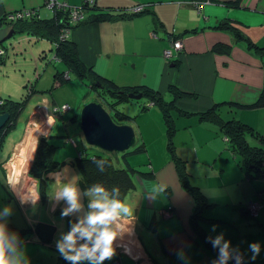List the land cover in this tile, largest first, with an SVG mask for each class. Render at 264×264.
<instances>
[{
    "label": "crops",
    "instance_id": "1",
    "mask_svg": "<svg viewBox=\"0 0 264 264\" xmlns=\"http://www.w3.org/2000/svg\"><path fill=\"white\" fill-rule=\"evenodd\" d=\"M44 1L0 0V27L5 25L8 15L18 11L32 10L39 18L47 15L43 12L47 8ZM60 1L76 7L82 0ZM95 3L102 12L106 5L109 6L113 17L92 22H84V17L67 30L78 58L85 67H92L98 75L121 87H135L138 91L134 92L151 89L163 98L166 109L171 111L172 148L167 144L169 131L161 107L148 95L143 93L147 96V104L141 105L142 109L136 108L137 113L131 119L136 122L137 133L141 136L136 141L145 143L143 129L156 127L157 134L162 136L160 141L165 142L171 151L159 149V145L152 154L148 153L145 160L148 170L137 168L139 164L131 159L133 154L128 155L131 165L137 168L132 171L135 187L121 199H126L135 212V216L127 221L133 236L127 245L135 255L127 253L124 244L117 243L114 244L115 259L110 263L212 264L218 258V250L212 247L208 238L223 234L224 239L243 255L242 264H264V201L259 205L257 217H252L245 207L242 208L249 200L264 199V191L260 189V186L264 188V175L256 179L250 177L230 149L224 146L222 137L223 120L231 117L246 121L264 135V106L255 105L262 91L264 76V0H95ZM137 5L142 8L132 10ZM89 11L96 12L93 8ZM130 11L134 14L129 15L127 12ZM32 35L38 51H43L48 43L55 45L47 37ZM175 40L180 41V48L173 47ZM168 48L172 50L171 57L164 55ZM54 53L52 58L67 66L62 73L64 78H70L71 72L77 74ZM85 75L76 76L87 83L91 74ZM95 86L90 88L93 90ZM86 94L83 103L93 99L92 94ZM129 99L120 103H128ZM40 101L38 104L41 105L37 104V109L30 115L23 137L14 148L23 141L29 126L37 131L43 122L50 121L49 134L57 131L68 133L65 120L52 115L53 111L57 112L54 99L50 103ZM100 103L107 105L103 101ZM213 109L215 111H210ZM151 112L159 119L146 123ZM76 116L74 113L73 118ZM129 117L127 113L118 116L121 121L116 123L131 124ZM46 143H54V140L48 137ZM79 149L77 146V154ZM7 158L0 163L1 170ZM73 159L69 161L73 169L66 166L68 162L58 160L60 162L54 170L44 172L45 196L39 198L51 211L57 210L60 202L52 198L58 182L54 183L49 174L65 170L70 176L74 170L79 175ZM28 178L37 182L31 175ZM185 179L196 184L204 196L203 202L197 203L185 187ZM49 182L52 186L48 185ZM0 184L9 193V199L15 200L21 209L37 204L38 197H33L37 184L29 188L32 195H26L28 190L21 187V194L36 199L34 204L21 202L23 199L14 189L11 190L3 172ZM156 184L166 185L167 189L153 199L149 191ZM85 203L88 204L86 199ZM197 204L202 216L193 221L192 213ZM30 221L15 226L11 219L8 220V228L24 239L30 264H59L56 262L58 256L44 260L37 254L40 249L37 242L41 247L45 242H51L54 231L48 238L47 231L39 233L37 230L39 220L36 223ZM214 225L215 231L212 230ZM30 230L33 237L26 236ZM252 243L260 245V252L254 260L249 250ZM181 251L185 259L178 258L177 253Z\"/></svg>",
    "mask_w": 264,
    "mask_h": 264
},
{
    "label": "rangeland",
    "instance_id": "2",
    "mask_svg": "<svg viewBox=\"0 0 264 264\" xmlns=\"http://www.w3.org/2000/svg\"><path fill=\"white\" fill-rule=\"evenodd\" d=\"M43 12L47 15H42V17H47L49 14H52V11L49 8L44 9ZM21 33L22 32L13 33L10 38L4 40L3 43L0 44L6 50V53L4 55L5 60L0 61V96L5 98L10 97L12 99H22L29 95L27 101L24 104L23 109L20 111L16 118V123L14 127L11 128L10 131H8L3 138L2 147L0 148V163L8 157L14 145L23 137L25 125L32 112H35L34 110L37 109L38 102L41 100L40 102L42 103L44 101L50 103L52 99H54V103L57 105V107H61L64 104H67L66 110H64L61 115V120H65V122L68 124L66 127L68 133H63L59 136L52 135L49 137L50 139L54 140V158L69 162L73 159L74 156H76L77 146L80 149L85 147V152H89V154L99 153L112 157L113 154H111V152L104 151L94 145L86 143L83 133L80 129V110L82 106L86 103H83L82 99L86 93H89L90 95L92 94L93 99L91 100H98L99 98L97 97L96 92L90 88L89 84L87 85L85 81L80 80V78L76 76L77 74L73 72H71V75L69 76L70 78H64L63 76H61L62 72L67 68V66H65L64 63H61L60 60H55L52 58L54 52L53 43H48V46L45 47L43 51H38L35 49L34 36L32 34L26 35ZM46 70L48 72L44 74ZM55 72H58L56 78H54L53 76ZM44 75H48V77L45 78ZM42 76H44L43 79L41 78ZM40 79L42 80L40 81ZM105 98H109V96L106 95ZM37 99L39 101L36 102ZM137 103H139V105ZM144 103L147 104V96L145 95L139 99H130L128 100V103L125 104L120 102L116 103V107L119 110H124L127 114L131 116L128 119L131 122L130 125L135 131V137L138 139L141 136L137 133L136 122L131 121V119L137 113L136 108L142 109L141 105H143ZM40 105L41 104H38V106ZM103 106L110 112L111 115H113V112L108 107V105ZM74 113H77L75 119L73 118ZM37 117H39V114L37 115ZM124 119L126 120V118ZM155 119L157 120L159 119V117L157 116V114H152L151 112V114H149L148 116L146 123H148L149 120L151 122H154ZM38 120L39 119H36L35 122H38ZM113 120L117 122L119 118L117 116H114ZM42 124L43 123L38 126V129H41L45 126V124ZM144 126L143 128H145ZM27 130L28 132L29 130L34 131L33 128L31 129V126H29ZM157 130L158 129L156 127H152L146 130L143 129V139L145 140L146 150L139 151V153L137 152L136 154L132 153L133 155L131 156V159H135L137 164H139L137 165V168L148 170L145 161L147 159V155L148 153L152 154V151H155L159 145V149H168L165 146V142L160 141L162 136L157 134ZM168 150L171 151L170 149ZM33 151L34 147L32 153H34ZM122 153L123 152L117 153L121 162H123L122 157L120 155ZM27 154L28 153H26V155L23 157V160L21 158L22 162H26ZM11 157L12 158L10 160H7L5 161V163H3L2 170H4L2 171L0 168V177L3 172L6 176L7 184L11 187V190H13L14 188L11 185L12 181L10 178V171L12 172L10 166L15 156H13L12 154ZM26 170L28 171L25 172ZM25 171L24 172L28 175H22V180L20 184L22 185L21 187L23 189L26 187V189L28 190L25 191L26 195H32L33 192L29 190V188L33 185L36 186L35 184H37V182H31V179L28 178L30 175L32 177L35 176H33V174L31 173H28L29 169L27 167ZM51 183L52 182H49L48 185L52 186L50 185ZM43 196H45V193H41V190L38 189L37 185L35 195L33 193V197H38L37 204L31 207L21 209L15 200L12 201L9 199V193L5 190V187L0 184V211L3 210L4 206L11 207L12 214L10 217H8V220L11 219L15 226L26 224L28 223V221L31 222L30 220H33V223H36V221L40 219L43 221L50 222L54 225V232L51 238V242H45L44 246L42 247L40 242H37L36 244L37 247H40L39 251L37 252L39 258L40 256H42L43 259L46 260L49 257L54 258L57 256L56 241L60 238L61 234L63 232L68 231V229L66 225V217L62 218L61 212H57L58 209L55 211H51L46 202H41V199L39 197ZM30 197L32 198V196ZM30 197L25 198L29 200ZM85 198L88 202V198ZM31 232L33 231H27L26 236L33 237V234ZM126 236L127 235L125 234L124 237L119 240H121L122 243L125 242V244L127 245L131 241L129 240L130 238L128 239ZM113 259L115 258L107 260L108 264H111V261Z\"/></svg>",
    "mask_w": 264,
    "mask_h": 264
},
{
    "label": "trees",
    "instance_id": "3",
    "mask_svg": "<svg viewBox=\"0 0 264 264\" xmlns=\"http://www.w3.org/2000/svg\"><path fill=\"white\" fill-rule=\"evenodd\" d=\"M90 3L88 0H82L77 8H80L85 13V21L84 22H92V21H103L107 19H111L113 15L110 13L109 6H105L103 12L96 6L95 0ZM68 5H63L58 9L53 11V14L50 17H37L32 10L26 11L24 10V16L17 18V20L12 23V27L16 32H29L34 35L47 37L51 42H54V51L55 56L60 58L75 70L78 76H84L85 74H91L98 76L97 73L92 69V67H85L84 63L78 58L75 45L68 38V32L70 27L77 25L78 23H70L67 21L68 10L70 9ZM91 10L92 8L96 10L87 11V9ZM131 10V9H130ZM129 15H132V11L127 12ZM87 17V18H86ZM4 52L0 53V61H4ZM264 66V63H263ZM264 70V69H263ZM264 72V71H263ZM63 73V72H62ZM58 73H56V76ZM64 75V74H63ZM62 76V74H61ZM87 76V75H85ZM94 76V77H95ZM97 79H93L96 81ZM106 80V89L110 93L109 98H105L104 100L107 105H115L111 109H113L114 116H124L126 112L124 110H119L116 107V103H119L123 99H127V93L129 91H138L135 87H121L117 85L115 82L109 79ZM91 82L94 85V82ZM89 82V80H88ZM87 82V83H88ZM95 86V85H94ZM95 88V87H94ZM170 90H177L174 87H169ZM141 91L149 96V99H152L153 102L157 103L163 112V116L165 117L167 131L168 134V147L172 148L171 143V122L169 119V113L171 114L170 109H166L165 102L163 98L159 96L158 93H155L151 89L143 88ZM181 91V90H178ZM177 91V92H178ZM105 95V92H102ZM174 93V92H173ZM34 94V93H33ZM175 94V93H174ZM27 95L22 99H12L10 97H2L0 96V113L8 111L9 118L3 128L0 130V148L2 147V141L5 134L10 131L11 128L14 127L16 123V118L20 111L23 109L25 102L28 99ZM130 100V99H129ZM256 106H264V76H263V87L262 91L255 103ZM146 106V103L143 104ZM215 111V109L210 110ZM208 111V112H210ZM207 112V113H208ZM225 127L222 133V137L224 139V146L230 149L233 156H235L237 163L242 167L245 172L252 177L253 179L259 178L263 176L262 169L264 167V135L258 133L254 130V128L248 124L246 121L237 119V118H228L223 120ZM43 144V145H42ZM53 143H41L38 149V163L39 166L38 173L35 170H30L29 173L33 174V176H40L44 178V172L49 170H53L60 161L53 157ZM74 156V163L78 169L80 176V186L83 190H87L93 183H103L108 189L113 187H118L120 189L121 197L124 196L127 192H131L135 187L132 171L135 170L136 167L132 166L128 160V154L137 153L142 150H146L145 143L142 141H136L133 146H131L128 150L123 151L121 155L123 162L119 160V157L116 153L111 152L112 157L108 155H102L99 153H90L85 152V150H81ZM77 153V152H76ZM96 159H105L107 164L105 166L104 172H100L97 166L93 163V160ZM137 169V168H136ZM140 169V168H139ZM140 171V170H138ZM183 172V171H182ZM184 173V172H183ZM182 174V173H181ZM44 181H41V185ZM185 187L191 191L193 196L195 197L198 204L203 202L204 196L201 191L198 189L196 184H192L187 179L183 180ZM262 192L264 191L263 186H260ZM263 188V189H262ZM259 189V190H260ZM260 190V191H261ZM41 193H44L41 189ZM263 195V194H262ZM264 197V196H263ZM258 201L259 203L263 202V198H255L247 201L242 208L245 207V210L252 217H257L253 215L250 210L251 202ZM195 205L194 211L192 213V220H198L202 216L200 212V206ZM57 212H60L57 210ZM258 212V210H257ZM209 218V217H208ZM73 221L71 218H67V225L70 228V222ZM53 224L50 222H46L43 220H39L36 224V228L41 233V231H47V237L49 238L50 234L53 231ZM206 235V234H205ZM218 250V249H217ZM58 262L59 264H68L58 252ZM230 262V260H229ZM230 264H232L230 262Z\"/></svg>",
    "mask_w": 264,
    "mask_h": 264
},
{
    "label": "clouds",
    "instance_id": "4",
    "mask_svg": "<svg viewBox=\"0 0 264 264\" xmlns=\"http://www.w3.org/2000/svg\"><path fill=\"white\" fill-rule=\"evenodd\" d=\"M24 11V10H23ZM29 11V10H26ZM17 20V19H16ZM14 21L6 18L5 25H11ZM1 52H4L0 45ZM0 52V53H1ZM100 172H104L107 161L105 159L93 160ZM49 178L58 182L53 199L59 203L63 201L65 207L61 217L75 216L70 222L68 231L63 232L56 241V249L68 264H104L111 260L116 248L114 243L122 239L126 233L130 234V223L127 221L135 216L134 209L126 199H121L120 189L113 187L108 189L103 183H93L87 190L79 189L80 176L78 174H66L53 172ZM167 189L166 185H154L149 194L153 199L161 196ZM88 198L87 210L83 205V199ZM36 199H24L21 202L34 204ZM12 214V208L4 206L0 211V264H30L24 241L19 233L8 228V217ZM215 225L212 230L215 231ZM212 247L218 249V258L212 264H228L229 260H235L236 264H242L243 255L238 248H233L231 242L224 239L223 234L214 238L209 237ZM249 250L253 253L251 259H255L260 252V245L252 243ZM178 258L185 259L183 251L177 253Z\"/></svg>",
    "mask_w": 264,
    "mask_h": 264
},
{
    "label": "water",
    "instance_id": "5",
    "mask_svg": "<svg viewBox=\"0 0 264 264\" xmlns=\"http://www.w3.org/2000/svg\"><path fill=\"white\" fill-rule=\"evenodd\" d=\"M15 32V29L11 25H4L0 27V44H2L4 40L10 38ZM142 96V91H129L127 93V97L130 99H139ZM8 118V111L0 113V130L6 124ZM79 120L80 129L83 133L86 143L94 145L104 151L123 152L128 150L136 142L133 127L127 123H116L113 120L111 114L98 101L92 100L83 105L80 110ZM18 146L19 144L17 147ZM17 147H13L11 153L8 155L7 160L12 158V154L15 156L17 153ZM70 163L71 162H68L66 166H68ZM68 167L72 168L70 165ZM262 172L264 175V167ZM73 174L77 173L73 170ZM79 189L83 190L80 184ZM85 199L86 198L83 199V205L85 210H87ZM65 206V203L61 201L58 205V210L62 211ZM68 217L73 221L76 219L75 216L70 215Z\"/></svg>",
    "mask_w": 264,
    "mask_h": 264
},
{
    "label": "flooded vegetation",
    "instance_id": "6",
    "mask_svg": "<svg viewBox=\"0 0 264 264\" xmlns=\"http://www.w3.org/2000/svg\"><path fill=\"white\" fill-rule=\"evenodd\" d=\"M95 75H90V78L88 79L89 80V82H88V84H89V86H91L92 84H91V82L93 81V79H97L96 81H93L94 82V85H96L95 86V88L93 89V91H95L96 92V95H97V97L99 98L98 100H96V101H103L104 103H105V100H104V96H106V95H110V93L107 91V89H106V78L105 77H103V76H101V75H98V76H95ZM105 83V84H104ZM105 92V95H103V93L102 92ZM66 106L67 105H63V106H61V107H57V106H55L54 105V109H57V112H55V111H53L52 112V115L53 116H55V117H58V119H60V114H61V112H63L64 110H66ZM103 106V105H102ZM115 105H108V107L111 109L112 107H114ZM104 107V106H103ZM105 108V107H104ZM106 109V108H105ZM107 110V109H106ZM108 111V110H107ZM111 111H113V109H111ZM109 112V111H108ZM110 113V112H109ZM46 122V121H45ZM49 122L50 121H47V123L45 124V126L44 127H42L41 129L39 128L38 130H37V132H36V138H35V143H34V153H31V155H30V157H29V160H28V163H27V168L29 169V171L30 170H35L37 173H38V171H39V166H37V163H38V158H37V156L39 155L38 153V149H39V146H40V144L41 143H44V145H45V143L47 142V140H48V137H50V136H52V135H56V136H59L60 134H62V133H60V132H58L57 130H55V131H57L56 133H51V134H49V131H48V127H49ZM43 124H44V122H43ZM42 124V125H43ZM61 124V123H60ZM64 129V128H63ZM63 132V131H62ZM50 135V136H49ZM43 145V144H42ZM36 179H37V185H38V187H41V189L42 190H44V188H43V184L41 185V181H44V179L42 178V177H40L39 175L38 176H36L35 177Z\"/></svg>",
    "mask_w": 264,
    "mask_h": 264
},
{
    "label": "bare ground",
    "instance_id": "7",
    "mask_svg": "<svg viewBox=\"0 0 264 264\" xmlns=\"http://www.w3.org/2000/svg\"><path fill=\"white\" fill-rule=\"evenodd\" d=\"M36 132L37 131H35V132L29 131L26 133L23 141L19 144V146L16 149L17 153L15 154V157L12 160L11 166H10L11 170H12V172L10 171V178L12 181L11 185L14 188V190L19 194L18 196H20V198H22L23 200L26 196H23L24 195L23 193L21 194V186L19 184L22 180V175L25 174L24 171L26 169V166H27V163L29 160V156L31 155L33 147H34ZM26 153H28L27 154V160H26V162H22L21 158L23 160V157L26 155ZM126 235H127L126 237L128 239L130 238L129 240L132 241V239H133L132 232H130V234L126 233ZM117 243L124 244L127 253L135 255L133 250L128 245H126L125 243H122L121 240L118 239L114 244H117ZM134 247H135V249H137L136 246H134ZM230 262L232 263V260H230ZM232 264H236V263H232Z\"/></svg>",
    "mask_w": 264,
    "mask_h": 264
},
{
    "label": "built area",
    "instance_id": "8",
    "mask_svg": "<svg viewBox=\"0 0 264 264\" xmlns=\"http://www.w3.org/2000/svg\"><path fill=\"white\" fill-rule=\"evenodd\" d=\"M88 1L90 3L93 2L92 0H88ZM44 5L53 12L55 9H58L59 7L65 5V2L64 1H60V0H45ZM69 8L70 9L68 10V17H67V21L68 22L77 23V22H79V21L84 19L85 13L83 12L82 9L77 8V7H69ZM141 8H142V6L137 5L134 8H132V10L134 9L135 11H139ZM24 15H26V14H24V11H18V12H15L13 14L8 15L7 19L9 21H14L17 18L22 17ZM180 46H181L180 41H178V40L173 41V47L174 48H180ZM0 52H1V50H0ZM164 55H165V57H171L172 56V50L169 49V48L165 49L164 50ZM259 205H260V203L258 201L251 202L250 210H251V213L253 215L257 214V210L259 208ZM232 263H236L235 260H232ZM114 264H118V263L116 262Z\"/></svg>",
    "mask_w": 264,
    "mask_h": 264
}]
</instances>
